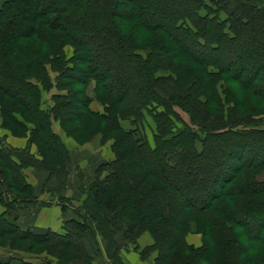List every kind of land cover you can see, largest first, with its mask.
I'll return each mask as SVG.
<instances>
[{"label": "trees", "instance_id": "trees-1", "mask_svg": "<svg viewBox=\"0 0 264 264\" xmlns=\"http://www.w3.org/2000/svg\"><path fill=\"white\" fill-rule=\"evenodd\" d=\"M164 71L186 94L161 92ZM53 81L66 90L52 97L53 117L78 143L112 140L114 159L97 166L109 172L95 177L64 233H37L8 212L38 201L27 167L46 170L43 188L66 199L68 152L40 108ZM92 83L102 111L90 107ZM261 102L264 0H0V127L30 134L23 149L0 142V246L55 259L21 264H84L82 234L93 224L112 264H126L116 233L138 248L144 231L153 242L140 256L155 251V264H264ZM148 117L152 142L141 129Z\"/></svg>", "mask_w": 264, "mask_h": 264}, {"label": "rangeland", "instance_id": "rangeland-1", "mask_svg": "<svg viewBox=\"0 0 264 264\" xmlns=\"http://www.w3.org/2000/svg\"><path fill=\"white\" fill-rule=\"evenodd\" d=\"M174 4V1L172 3V6ZM175 7L176 10H178L179 8L176 6V4L173 6ZM161 18H155L154 21H160ZM161 22H164L161 21ZM142 46V44H141ZM65 51H66V54L67 55H71L72 53V49L71 47L69 46H66L65 48ZM223 55H226V58L229 59L230 57V54L229 53H224ZM103 58V57H102ZM255 62L256 60H253L251 65L249 66H243L245 67L246 69V73H251L253 70H254V66H255ZM244 69V70H245ZM122 71V70H120ZM121 73V72H120ZM159 74H163V78L166 81L167 84H164V85H160L158 86V88H160L161 92H165L166 94L169 93V90L172 92V91H179V92H182V94H186V92L188 91V86L184 87V88H179V87H176L175 83L172 81V80H168V77H171L170 76V73L167 72V71H164L162 73H159ZM51 75L53 76L54 74L51 73ZM53 78V77H52ZM55 82L53 81V87L50 88V89H40L41 91V102H40V108L48 113H50V110H51V104H52V101H53V96L57 93H60V95H64L66 94V90L65 89H57ZM165 85H169L170 86V89H165L166 86ZM123 83H120L118 85H116L115 87V91L116 92H119L121 91V89L123 88ZM162 86H164L165 88H162ZM219 91H221V89L218 87ZM86 94L88 95V97L92 98V101L90 102V107L91 109L93 110H97V111H102L103 110V106L102 104H100V102L95 98L96 94L94 92V87H93V83L91 85H88L86 86ZM129 92L131 93V90H129ZM221 93V92H220ZM222 97L221 100L222 102L224 103V100H223V94H221ZM262 104V109H261V112L260 114H258L257 116H255V118H262L263 120L260 122V123H257L259 125V127H263L264 128V102H261ZM224 106H228L227 104L224 103ZM181 116L183 118H186V113H181ZM123 122V125L125 128H128L131 126V123L127 120H124L122 121ZM1 123V121H0ZM256 124V125H257ZM29 125V128H32L33 126L28 124ZM141 127V126H140ZM154 122L152 121V119L150 117L147 118V121H146V124L144 125L143 129L145 132H146V137L150 140V142H152V137H151V133L152 131L154 130ZM248 127H252V126H248ZM50 131L54 134L57 135L59 141L61 143L64 144L67 152H68V158H69V162L67 163V168H68V171H69V174L71 172V174H73L74 178L73 180H71L69 183H68V179H69V174H68V178H67V183H66V189L65 190H70L71 191V195H74V197H71V196H67L66 195V199L65 200H58V198H56V201L58 203V207L60 208V211L62 213V216H65L67 215V211L68 209L72 210V213H73V216L71 217H75V214H74V210L78 209V206L81 204V202L83 201L84 197H85V193H87L86 191L88 190V188L91 186L92 182L94 181L95 177L98 174V171H96V168H95V172H94V177H93V180H92V177L89 181H86L85 179V174L86 173H89L85 168H84V165L82 164L81 160L79 157H77L76 154H74L73 156L77 158L78 162L81 163V164H77V165H74L73 162H72V155L71 153L74 151V148L77 147V145L71 149H69L68 147H70V144L71 143H77V144H83L81 145L80 147L77 148V151L80 152V153H87L89 152L90 154H93V155H96L98 153V148H100V151H101V158L102 156H107V154L109 152L112 151L111 149V143H112V140H107L106 142H108L107 144H105L106 142L102 143L100 140H101V135L98 133L96 134L94 137H91L89 138L88 136H85L83 138L84 142L83 143H78L74 138L73 136L69 135L66 133V131L61 127L60 125V122H59V119L58 118H54L52 113H50ZM19 130H16V131H12L10 130L9 128H4V127H0V142L8 145L10 148H19V149H23V148H26L28 145V142H29V132H25L24 134H21L19 132H17ZM73 140V141H72ZM109 142H110V147H109ZM37 145H39L38 143H36ZM35 143H29V151L30 153H32L36 158H39V155H38V148L36 146ZM84 147V148H83ZM37 149V150H36ZM111 149V151H110ZM222 149V148H220ZM224 150V149H223ZM113 153V151H112ZM114 154V153H113ZM220 153L217 154V157H220L219 156ZM107 158V157H106ZM97 161V159H94V160H90V165H94L93 162ZM100 163L98 162L96 166H98ZM24 174L26 176V181H28L35 189V194L37 196V199L38 201L34 202L33 204L29 203V204H17V207H15V209H10L9 210V215L11 216L12 219H14L16 221V223L20 226V227H23L24 225L26 224H23L21 221L22 219L28 221V222H34L37 220V218H39V214L41 215L42 213L38 212L39 210L41 211L43 207H46V206H50V201L48 202L47 199H52V196H56L55 192H50V191H46L44 188H43V184H44V180H45V176L42 175V173L44 175H47V171L46 170H43V169H36L34 167H27L25 168L24 170ZM42 172V173H41ZM109 172V169L107 167H104L102 168V170L100 171V177L98 178H103L104 176H106V174ZM40 180L38 181L39 182V185H37L38 182H36L35 180V177H40ZM219 175V174H217ZM221 175V174H220ZM91 176H92V173H91ZM258 179H264V171L260 172L258 174ZM76 180V182L74 181ZM40 187V191L37 190V188ZM11 194V193H9ZM12 196V194L10 195ZM192 196V195H191ZM51 197V198H50ZM57 197V196H56ZM64 205L66 207H64ZM4 210V207L0 204V212H2ZM69 217V218H71ZM68 218V219H69ZM67 219V218H66ZM65 219V220H66ZM63 227V226H62ZM91 227L89 230L87 231H84L83 234H82V237L84 238V244L85 246L88 244L90 246H92V249H93V254L91 255L89 249L87 248L86 246V249H87V252L88 254L90 255L89 257V262L87 263H84V264H98L96 262V256L97 255H101L103 256V263H104V259L106 261L107 264H112V261H111V258L109 257V253L107 254V250H106V247H107V243L104 241V239L100 236V234L97 232V231H94V226L93 224H91ZM29 229L30 231L32 232H37L31 228H27ZM37 229V228H36ZM55 232V231H54ZM40 233V232H39ZM43 233V232H41ZM58 233H64V230L62 228V231L61 232H58ZM142 234V233H141ZM121 238L122 241L123 240V236H122V233L121 232H118L116 233L115 235V239H116V243H117V247H118V250H119V246L118 245H122L123 243H127V244H130L132 245V243L130 241H127L125 240L124 242H121L118 244V241L117 239ZM138 239V238H137ZM86 241V243H85ZM101 246V249H100V246ZM94 249L95 250H99L98 252H94ZM116 250H112L110 253H115ZM16 252H19L17 255L21 254V253H24V254H29L31 255L30 256H26V258L29 260L30 258V262H40L42 260H45V259H49V260H52V261H55V259L51 256H48L45 251H39V252H34V253H30V252H24V251H20V250H13V249H10L9 247H6V246H0V264H21V260L20 258L18 257H14L12 256L14 253ZM119 254H120V251H119ZM24 259V258H23ZM23 261H26V260H23ZM80 264H83V261H78ZM127 264V263H126Z\"/></svg>", "mask_w": 264, "mask_h": 264}, {"label": "crops", "instance_id": "crops-1", "mask_svg": "<svg viewBox=\"0 0 264 264\" xmlns=\"http://www.w3.org/2000/svg\"><path fill=\"white\" fill-rule=\"evenodd\" d=\"M107 143L108 142H106L105 144H107ZM75 144L77 145L76 148H74L76 146ZM81 145H83V144H81ZM81 145L74 142V143L70 144V147H68L69 149H71V147L74 148V151L71 153L72 162H73L74 165L81 164V163L78 162L77 158L73 156L74 154H76L77 157L80 158L82 164L84 165V168L89 172V173L85 174L86 181H89L91 179V177H92V180H93L95 168L97 167L96 166L97 163L98 162L99 163H101V162H109V161L113 160L114 159V154L112 153V151L110 149L111 152H109L107 154V156H106L107 158L105 156H102V158H101V151H100L101 147L98 148V153L96 155L90 154L89 152L80 153V152L77 151V148L80 147ZM109 147H110V142H109ZM94 159H97L96 163L94 161L93 162L94 165H90V160H94ZM91 173H92V176H91ZM42 175L46 177V175H44L43 173H42ZM74 176L70 172L68 183L71 180H73ZM40 178H41V176L39 178L35 177L36 182H38L40 180ZM74 181L76 182V180H74ZM37 185H39V182L37 183ZM39 189H40V187L37 188V190H39ZM70 193H71L70 190H63L61 192V194L64 195V196L67 195V196L74 197V195H71ZM56 198H57L56 196H52L51 200L47 199V201L48 202L50 201V203H52V204H50V206L43 207L41 211L40 210L38 211V212H40L42 214L41 215L39 214V218H37L36 221L28 222L25 219L24 220L22 219L21 222L23 224L27 223L22 228H28L29 227V228L37 231V233L45 232L47 230H52V231H55V232H61L64 220L66 218H69V217L73 216V213H72V210L68 209L67 215L62 216V213L60 211V208L58 207V203L56 201ZM201 239L202 238H201V234L200 233H188L186 235L187 242L190 243L193 246H199L201 244ZM117 241H118V244L121 243V242H124V241H122L121 238L117 239ZM152 242H153V240H152V237L150 236V234L147 231H144L142 234H140V236L137 239V247L138 248H134L135 245H133V244L130 245V244H127V243H123L122 245H118L119 246V251H120V256H121L122 260L125 263H127V264H155V261H154V258L156 256V252L155 251H152L145 258H142L140 256V250L143 247L152 244ZM85 243H86V241H85ZM86 246H87V248L89 249V251H90V253L92 255L93 254L92 246H90L88 244ZM100 249H101V246H100ZM99 250H95L94 249V252H98ZM18 253L19 252H16L12 256L18 257V258H20L22 260L31 261L30 260L31 258L29 260L26 258V256H30L31 257V255H29L28 253L27 254L21 253V254L17 255ZM102 260H103V256H101V255H97L96 256V262L98 264H107L105 259H104V263H103Z\"/></svg>", "mask_w": 264, "mask_h": 264}]
</instances>
